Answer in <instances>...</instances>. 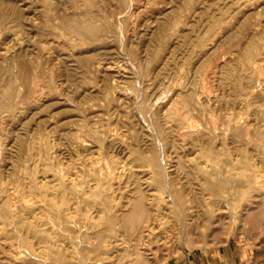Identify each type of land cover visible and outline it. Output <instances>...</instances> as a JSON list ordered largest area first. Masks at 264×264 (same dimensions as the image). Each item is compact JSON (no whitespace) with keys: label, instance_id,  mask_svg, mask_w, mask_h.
<instances>
[{"label":"bare ground","instance_id":"6f19581e","mask_svg":"<svg viewBox=\"0 0 264 264\" xmlns=\"http://www.w3.org/2000/svg\"><path fill=\"white\" fill-rule=\"evenodd\" d=\"M75 1L74 3L70 1L68 2L75 4ZM5 2L6 0H0V45H6L0 50V131L5 130L4 124L6 122L9 121L11 124L16 119L17 122H15L16 125L14 127H12L13 125L11 126L16 134L13 137H11L9 142H7L6 144L3 143V145L4 144L5 145L1 147L0 150L1 159L3 160V157L5 158L3 161L4 162L3 169L0 167L1 169L0 170V264H158V262H155V260L151 261L152 259L151 255H153V244L157 243L158 245H163L168 243L169 239L171 238V236L168 237L169 236L168 233H172V229H175L174 224H172L173 226L172 229L162 228L161 223L163 218L167 219L168 222L169 219L172 217L173 219L174 217L177 218V221L179 223L178 225L180 232L179 235H181L179 239H181L182 242H184V238L187 235L189 236L195 235L198 237L199 232L203 231L201 230L202 227L204 228L217 227V226L224 227V225L227 226L229 224L235 227L240 223L242 226L245 225V227L250 226L252 228H262L263 230L264 228V104L263 103L260 104L258 101L259 99L256 100L257 96H255L253 90L250 91L251 96L253 95L252 98L254 100L253 102L258 103L257 105L258 108H257V112L255 113V117L256 119L261 121V125H256L255 123L256 119L252 121L246 118V121H242L241 119L243 118L238 119L234 113L228 111L224 113L225 119L222 122V124H219L217 120L213 119L214 114H212V112L209 111L208 106H210V103H212L213 101L223 102L222 100H224L225 98L224 93L223 95H218V94L211 95L212 90L207 89L206 90L207 92H205L204 90L205 86H202L200 88H194L191 91V89H187L188 87L186 85L187 88L178 89L180 91L177 90L178 93L176 95H181L183 93L189 94L192 92L189 95L190 100L193 101L195 100L196 105L198 107L193 105L192 101L190 102V100H187L186 102L183 103V106L180 108V110L173 111L172 113L171 112L168 113L167 111V116H165L164 118L161 117L162 115L159 116L157 112L153 110L151 112L150 110V112L152 113L151 123L154 126V128H156L155 130L159 131L158 133L160 134V137L157 140L147 139V141H145L147 147L146 150L148 151V154H145L142 151L140 153L139 150H137L138 151L137 154L134 151H132L136 154L133 155L135 156L134 160L137 162L140 161V164L135 165L133 169L132 167H128L126 165L115 166L114 164L113 166V164L112 165L108 164L105 169L104 167H101L99 163L97 165L96 161L92 159L90 160L85 159L84 161H80L78 163V166L80 165L81 170L77 171L76 176L75 175L72 176V174L69 172V169L65 167L66 166L65 164H67V166L69 164L63 162L64 158H62L63 156L62 154L64 153V151H62L60 148L62 145H66V147L68 148L73 147V150L75 148L78 150V152L81 153H84L85 151H86L85 153H88L89 152L88 150L92 149L91 148L92 146L98 145V147L101 148L102 144H104V142L107 139L112 140V143H114L113 141H116L120 137L118 136V132L115 129L113 130L109 129V131L104 130L103 127L97 126L98 123L97 120L91 121L90 117L86 115L84 116L85 118L84 120H86L85 127H88V131L80 132V129H78L79 131H77V129L76 131H70L69 129L70 132L67 131L63 133L65 135V137L63 136L64 139L60 138L62 136L56 137L57 135L55 136V138H53L54 135L53 137H51L49 135L50 132H48V129L50 127H48V129H44L42 122L37 118H34V115L32 116L31 112L28 111L30 105H34V103H38V102L40 103L45 101L46 94L49 93L48 91L51 90V88L40 82L39 80L40 70L38 68L39 63L33 60L35 54L36 55L39 54L33 52L36 50L35 48L36 46H34L36 45V43H34L35 39L30 38L28 36L30 30V27L28 26V21H30L29 20L30 17L28 16L29 18H27L25 16V12H24L25 9L20 7L21 5L13 4L11 7H8V5L7 7H5L6 5ZM43 2L44 4L50 6L53 11L57 12L59 1L43 0ZM140 2L141 0H121L120 8L122 12H125V16L127 19H132L135 16H136L135 18H137L139 14V12L137 11L141 6V4H139ZM189 2L187 4H189ZM115 5H113V7H115ZM188 8H186V10ZM66 9H70V7H67ZM82 12L84 13V11ZM214 15L215 14H213V17ZM217 16H220V14ZM104 18H108V16ZM55 19H56L55 28L63 29L65 31V35L68 36L67 37L68 41H71V43L75 47L83 44H88L87 42L91 41L94 38V36L98 35L100 29L99 21L97 19L93 20L88 18V15L86 13L79 15V12L77 11L76 12L73 11L72 13L60 12L56 14ZM103 21H101L100 19L102 25H104ZM145 22L146 20L144 21V23ZM165 22L168 23V21ZM40 24L43 23L41 22ZM123 24H125V22ZM105 25H109V24H107L106 22ZM120 27L121 26H119V28ZM170 27H173L172 23ZM123 28L121 27V29ZM15 29L18 30L15 32L14 35L13 34L12 35L15 37L13 38V40H16V42L14 41L12 45H8V43L10 44V42H6L7 36L5 37L4 41L2 38L5 35H7L8 32L11 33V31ZM123 30H121L122 33H124ZM20 31L22 32V35H20L19 33ZM132 32L133 30L131 31V33ZM146 32L148 31L146 30ZM101 35L106 36L103 34ZM172 35L174 36V34ZM256 35L261 37V34H259V32L256 33ZM121 37L124 38L123 35ZM167 37L170 38L172 36H166V38L165 37L163 38L167 40ZM130 39L132 40V38ZM102 41H100V43H102ZM47 43L48 41L41 42L40 40V45L44 49H49V47L47 48ZM163 44L166 45V42L164 43V40H163ZM190 44L192 45V42ZM129 45L131 46V43ZM118 47L121 48V46ZM174 47L176 52V46ZM116 49L114 48L115 51H117ZM133 49L131 50L134 51ZM194 49L192 50V52L194 51ZM97 53L98 52L96 51V54ZM187 53L190 54V52ZM146 54L148 56V53ZM174 56L173 58H175ZM263 56H264L263 38L261 41L259 40L258 37L257 39H251L249 43V47H247L243 56L240 57V62L242 69L248 70L249 76L252 79L253 77H261L264 75V71H263L264 65L262 66L261 63V60L264 59L262 58ZM84 57L85 56L82 55L83 60ZM79 58H81V56ZM173 58L171 59L173 60ZM32 61L35 62L34 66H32L33 63ZM61 61L64 62L62 58ZM106 62L105 63L98 62L95 65V69L98 70L99 72L100 71H105L109 73L112 72L111 73L112 76L113 77L115 76L116 78L114 80L112 79L113 81L111 82V84L109 83L110 85L106 84L107 86L105 87L104 84L102 87L105 88L98 92L96 91L97 93H93L92 90L90 89H84L83 86L80 83H78L77 91H82L83 89L84 95L83 98L81 97L82 95L80 96L82 99L77 104L76 110L81 109L80 105L82 103L86 104V99H91L92 95L94 96V95H98L99 93H104L102 94V96L106 95V97L107 96L110 97V94L119 92L121 90L122 88L121 85H123L124 83L121 84L122 80H119V78H117V75L116 74L114 75L113 72H115L114 70H116L117 73H120L123 64H118L115 61H114L115 63H106ZM125 62L126 61L124 60L123 63ZM75 63H77V61L74 62V64ZM82 64L84 66L86 65L84 64V62ZM224 65L226 66V64ZM64 66H65V72L68 74V79H69L70 72L73 71L74 69L69 67L67 61H65ZM90 66L92 68V65ZM232 66L234 67L236 65L233 64ZM232 66L230 69H232ZM134 67L135 66H133V68ZM219 67L220 66L216 65V69L211 73L215 76L216 79L218 78L216 77V75L221 74V70L226 69V68L224 69L222 68L220 70L218 69ZM61 70L62 68L60 69V71ZM226 70L229 71V69ZM194 71L196 72V70ZM87 73L91 74L90 67L88 65L86 66V71L84 72V75L86 76L85 78H89L86 75ZM76 74L77 73H75V75ZM232 75H234V73ZM143 76H141V78H143ZM226 76L227 78L225 79H228L231 76V74H229V77L227 74ZM134 77H136V75ZM192 77L195 78L196 77L195 74ZM85 78H83V80ZM129 78L131 79V77ZM68 79L66 78V80ZM72 79L73 77L71 78V80ZM103 79L104 78H102V80ZM159 79L161 80V77ZM189 79H190L189 81L192 80L191 78ZM51 81L54 82L53 74H51ZM74 82L76 81L73 80V83ZM104 82H106V80ZM222 82L220 83L223 84L224 82L223 83ZM249 83L250 81H248V84ZM189 85L191 86L192 84H190L189 82ZM59 87L61 88V86ZM174 87L176 88V86ZM67 89L68 90L66 91H69V88ZM143 94L147 95L144 92ZM67 95L68 94H66V96ZM248 96L249 95H247V97ZM77 97H79V95ZM99 97H101V95ZM127 97L128 96H126L125 98L127 99ZM146 99L150 101L149 98ZM146 104L144 105L145 108L147 107ZM169 104L171 103L169 102ZM169 104L166 107V109L169 107ZM176 104L177 103H175L174 106L179 109V106H176ZM46 105H47L46 103H43L42 107L45 108ZM214 105H216V102ZM84 106L85 105H83L82 107L85 108ZM82 110L84 111L85 109ZM141 110L143 111L144 109ZM254 110L256 111V109ZM80 113H82V111ZM204 113L205 115L206 114L210 115L211 120L209 119L205 123H201L200 119H198L197 117L195 118V115H200V114L204 115ZM81 118H83V116ZM142 119L145 120L144 118ZM107 120L105 119L103 121L106 122ZM163 120L165 123L174 122L175 123L174 127L182 129L183 135L191 139L192 142L194 143V148L190 149V151L188 150V152L186 151L185 153L177 152L176 156H173V152H171L172 149L170 151H166L165 148H163L162 146L161 148L160 147L161 144L158 143L159 140H162L166 143L172 142L170 139L171 135L168 136L167 134L169 133L166 132L167 130L165 131L164 128L163 129L161 128ZM31 121H35L34 131L39 134L38 136L34 135L33 132H31L32 130H30L29 128V123ZM81 126L82 125H80V127ZM110 126H113V124ZM144 129L146 128L144 127ZM170 129L173 130L171 127ZM137 131H140V129L139 130L137 129ZM152 131L153 130H151V132ZM142 132L140 131L141 136H142ZM164 132H166L167 134L165 135ZM57 133L58 132H56V134ZM172 136L174 137V135ZM134 137L135 136H133V138ZM139 140L142 141V139ZM229 140H234V144L235 142L238 143V141H240V143L243 144L241 146L236 144L234 145L230 143ZM135 141L137 142V140ZM132 143H133V139H132ZM177 143H181V142H177ZM172 146H174V144H172ZM113 148H115V146ZM70 150L72 151V149ZM84 155L88 156L89 154H84ZM119 156L121 155L119 154ZM240 156H242V158H240ZM7 158L9 159V161H7ZM65 159H67V157ZM242 159L245 162L242 161ZM102 178L104 179L103 182L101 181ZM11 183H13L14 185L11 186ZM129 185H132L131 186L132 189L128 190L127 188ZM119 190H121L120 195H118ZM214 230L216 232L219 231L216 229ZM258 235L259 234L257 233V236ZM197 240L199 239L197 238ZM119 251H121V255L122 253L124 255H126L125 253H127L128 259L120 261V263L114 261L113 262L107 261L114 252L117 253Z\"/></svg>","mask_w":264,"mask_h":264},{"label":"rangeland","instance_id":"374dc122","mask_svg":"<svg viewBox=\"0 0 264 264\" xmlns=\"http://www.w3.org/2000/svg\"><path fill=\"white\" fill-rule=\"evenodd\" d=\"M57 1H59L57 12L53 11L51 9V7L48 6L47 4H44L43 0H25V1L13 0V2H12V0H8V1L6 0V2H5L6 5L5 4L4 5H5V7H7V5H8V7H11L13 4L14 5H21L20 7L25 9V11H24L25 16L27 18L30 17V19H29L30 21H28V26L30 27L28 36L30 38L35 39L34 43H36V45H34V46H36L35 47L36 50L33 52L34 53L36 52L39 54V55L35 54V57L33 60L35 62L39 63L38 68L40 70V77H39L40 82L51 88V90L48 91L49 93L46 94L45 101L40 102V103L39 102L34 103L35 107H34V105H30V107L28 108V111L31 112L32 116L34 115V118H37L38 120H40L42 122L44 129H48V127H50L48 129V132H50L49 135L51 137H53V135H54L53 138H55V136L57 135L56 137L62 136L60 138L64 139L65 135L63 133H65L67 131L68 132L76 131V129H77V131H79L78 129H80V132L81 131L82 132L88 131V127H85L86 120H84L85 119L84 116H86V115L88 117H90L91 121L97 120L98 121L97 126L103 127L104 130L109 131V129L110 130L115 129L118 132V136L120 137L116 141H113L114 143H112V140L107 139L104 142V144H102L101 148H99L98 145L92 146L91 147L92 149L88 150L90 153L88 151H87L88 153H85L86 151L84 153H81V152H78V150L75 148L73 150V147L68 148V147H66V145H62L60 148L65 153V155H64V153L62 154L63 156H65V157L62 156V158H64V160L63 159L62 160H63V162H66L69 164L68 166H67V164H65L66 166L65 165L64 166L69 169V172L72 174V176H74V175L76 176L77 171L81 170L80 165L78 166V163L80 161H84L85 159H88V160L92 159V160L97 162V165L99 163V165L101 167H104L105 169H106V166L108 164H111V165L113 164V166H114V164H115V166L126 165L128 167H132V169L135 165L140 164V161L137 162L134 160L135 156H133V155L137 154V152H138L137 150H139L140 153L142 151L145 154H148V151L146 150L147 147H146L145 141H147V139L148 140H150V139H152V140L156 139L157 140L160 137V134L158 133L159 131H156L155 130L156 128H154V126L151 123V121H152V113H151L152 110L157 112L159 116L162 115L161 116L162 118L167 116V111H168V113H170V112L172 113L173 111L180 110V108L183 106V103L186 102L187 100H190L189 95L192 93L191 91L194 88H200L202 86H205V89H204L205 92H207L206 91L207 89L212 90L211 95H213V94L223 95V93H224L225 98H227V99L224 98V100H222L223 102L213 101L212 103H210V106H208L209 111L212 112V114H214L213 119L217 120V122L219 124H222V122L224 121V119H225L224 113H226L227 111L234 113L238 119L243 118V119H241L242 121H246V118H248L249 120H252V121H254L256 119L255 113L257 112L258 103L253 102L254 101L252 99L253 95L251 96L250 91L253 90L255 96H257L256 100L259 99L258 100L259 103L264 104V75L261 77H253V79H252L249 76V71L242 69L240 57L243 56V54L245 53V50L247 49V47H249V43H250L251 39H257V37H258L260 41L262 40V38L264 41V0H203V1L202 0H188V1L187 0H183V1L182 0H145V1L143 0L144 2L141 0L142 3L141 2L139 3V4H141V6H140L141 9L139 8L137 11V12H139V14H138L137 18H135L136 17L135 16L132 19H127L125 16V12L121 11V8H120L121 0H117V1L116 0H100V1L99 0H76L79 3L76 2L75 0H73V1L72 0H57ZM68 1H70L72 3H74V1H75V4H72ZM188 2H189V4H187ZM42 3H43V5H42ZM145 3L146 4L148 3V4L146 5ZM65 4H66V6H65ZM96 4H98V5H96ZM204 4H206V5H204ZM91 5L92 6L94 5L93 8ZM113 5H115V7H113ZM219 6H221V7H219ZM67 7H70V9H66ZM186 8H188V9L186 10ZM73 11L79 12V15L86 13L88 15V18L93 19V20L97 19L99 21L100 29H99L98 35L94 36V38L91 41L87 42L88 44H83V45L75 47V46H73L71 41H68V39H67L68 36L65 35V31L63 29L55 28V25H56L55 24V22H56L55 18H56L57 13H60V12L61 13H66V12L72 13ZM82 11H84V13ZM91 11H93V12H91ZM121 13L123 16L121 15ZM46 14H48V15H46ZM213 14H215L214 17H213ZM219 14L221 17L217 16ZM107 16H108V18H104ZM45 17H47V18H45ZM218 18L219 19L221 18V19L219 20ZM100 19H101V21H103V20L106 21L107 24H109V25H105L106 22H104V21H103L104 25H102V23L100 22ZM163 19L165 21H168V23L165 22ZM211 19H212V21H211ZM35 20H37V21H35ZM51 20H53V21H51ZM133 20H135V21H133ZM145 20H146V22L144 23ZM40 21L44 25L40 24L41 23ZM123 21L125 22L126 26H125V24H123L124 23ZM153 21H155V22H153ZM119 22L124 26V28ZM170 22L172 23L173 27H170L171 26ZM208 22L210 23V25ZM160 23H161V25H160ZM166 23H167V25H166ZM206 23H208V24H206ZM152 24H153V26H152ZM32 25H33V27H32ZM104 26H105V28H104ZM119 26H121L124 30L121 29V27L119 28ZM35 27H36V29H35ZM168 27H170V28H168ZM254 27H256V28H254ZM101 28H102V30H101ZM129 29H130V32H129ZM151 29H153V30H151ZM162 29L163 30L165 29L164 31L167 30L166 31L167 33L164 32ZM170 29H172V30H170ZM17 30L18 29H15V30H13L14 32L11 31V33L8 32L7 35H5L4 37L1 36V37H3L2 38L3 41H4L5 37L7 36V39L10 38L9 40L6 39V42H10V44L8 43V45H12L14 43V41L16 42V40H13V38H15L13 35L15 34V32ZM121 30H123L124 33H122ZM132 30H133V32L131 33ZM146 30L148 32H146ZM42 31H43V33H42ZM258 32H259V34H261V37L256 35V33H258ZM9 33H10V35H9ZM19 33H20V35H22L21 31ZM34 33H35V35H34ZM46 33H47V35H46ZM154 33H156V34H154ZM199 33H200V35H199ZM101 34L106 35V36H102ZM161 34H163V35H161ZM172 34H174V36ZM122 35L124 38L121 37ZM100 36H101V38H100ZM166 36H172V37H170V38L167 37V40H166L165 39ZM108 37L111 39H109ZM163 37H165V38H163ZM36 38H37V40H36ZM130 38H132V40ZM40 40H41V42L42 41H48L47 48L49 47V49H44L40 45ZM102 40H105V41H102ZM123 40H124V42H123ZM163 40H164V43L166 42V45L163 44ZM191 40H193V41H191ZM233 40H235V41H233ZM247 40H249V41H247ZM100 41H102V43H100ZM191 42H192V45L190 44ZM245 42H247V43H245ZM130 43H131V46L129 45ZM125 45L128 47H126ZM5 46L6 45H0V50H1V48L5 47ZM118 46H121L122 49L119 48ZM174 46H176V52H175ZM194 47H195V49H194ZM114 48L115 49L117 48L116 49L117 51H115ZM129 49H130V51H129ZM131 49H133L134 51H132ZM172 49L174 50V52ZM193 49H194V51L192 52ZM103 50H105V51H103ZM121 50H123V51H121ZM72 51H74V52H72ZM96 51L98 52L97 54H96ZM114 52H116V53H114ZM120 52H121V54H120ZM122 52H124V53H122ZM172 52H173V55H172ZM187 52H190V54ZM131 53H132V55H131ZM146 53H148V56ZM79 54H80L81 58H79L80 57ZM239 54H240V56H239ZM75 55H76V57H75ZM82 55L85 56L84 60L82 58ZM122 55H123V57H122ZM168 55L170 56V58ZM166 56H167V59H166ZM173 56L175 58H173ZM126 57L130 61V63ZM144 57H145V59H144ZM61 58L64 60V62L61 61ZM115 58L117 61L115 60ZM123 58H125V59H123ZM171 58H173V60ZM262 58H264V56ZM146 59H147V61H146ZM108 60H109V62H108ZM124 60L127 63L126 62L123 63ZM184 60H185V62H184ZM262 60H261V63L263 66L264 65V59H262ZM65 61H67L70 68H73L75 70V71L73 70L70 72L69 79H68V74L65 72V66H64ZM76 61H77V63L74 64V62H76ZM87 61H89L90 63ZM114 61L118 64H123L122 70L120 73H117L116 70H114L115 72H113L114 75L115 74L117 75V78H119V80H122L121 84L124 83L123 85H121L122 86L121 90L119 92H115L113 94H110V97L109 96L106 97V95L102 96V94H104V93H99L98 95H94V96L92 95L91 99H86V104L82 103L80 105L81 109L76 110L77 104L83 98V95H84L83 89H82V91H77L78 83H80L84 89L92 90L93 93H97L98 91L103 90L107 85H110L111 82L116 77L112 76V74H111L112 72L111 73L105 72V71L99 72L98 70L95 69V65L98 62L115 63ZM35 62L32 63V66L35 65ZM83 62H84V64H86L85 66L82 64ZM224 64H226V66ZM233 64L236 66L233 67L232 66ZM87 65L90 67V73H91V74H88V73L86 74L89 78H85L86 76L84 75V72L86 71ZM90 65H92L93 69L91 68ZM166 65H168V66H166ZM216 65L220 66L218 68L220 70L222 68L223 69L224 68L229 69V71H227L226 69L221 70V74L216 75V77H218L217 79L219 81L215 78V76L213 74H211L212 71H214L216 69ZM133 66H135V67L133 68ZM231 66H232V69H230ZM61 68H62V70L60 71ZM263 69H264V66H263ZM194 70H196V72ZM197 70H198V72H197ZM225 70H226V72L231 74V76H234V77H231V76L229 77V74L226 73ZM61 73L64 75H62ZM75 73H77L76 74L77 76L75 75ZM79 73L82 74L83 76L80 75ZM144 73H145V75H144ZM225 73L228 75V77H229L228 79H225V78H227ZM233 73H234V75H232ZM51 74H53V76H54V82L51 81ZM56 74H58V75H56ZM146 74H148V75H146ZM194 74L196 76L195 78L192 77ZM135 75H136V77H134ZM167 75H168V77H167ZM141 76H143V78H141ZM248 76H249V78H248ZM72 77H73V79L71 80ZM129 77H131V79ZM160 77H161V80L159 79ZM170 77H172V78H170ZM66 78L68 80H66ZM83 78H85L88 83L85 81V79L83 80ZM102 78H104V79L102 80ZM128 78L131 80V82ZM189 78H191L192 80L189 81L190 80ZM62 79H63V81H62ZM255 79H256V81H255ZM73 80L76 81V82H74L75 84L73 83ZM105 80H106V82H104ZM169 80H171V81H169ZM243 80H244V82H243ZM188 81L190 82V84H192L191 85L192 87L189 85ZM248 81H250L249 84H248ZM162 82H163V84H162ZM220 82H222L223 84H221ZM238 84H239V86H238ZM247 84H248V86H247ZM51 85H52V87H51ZM103 85L105 86L104 88L102 87ZM134 85H135V87H134ZM186 85L188 88L186 87ZM59 86H61V88ZM174 86H176V88L177 87L178 88L176 89ZM241 86H243V87H241ZM65 87H66V89H65ZM67 88H69V91H66V90H68ZM134 88H136V89H134ZM161 88H163V89H161ZM181 88L191 89V91H189L191 93H189V94L183 93L181 95H176L178 93V91H180L178 89H181ZM63 89H64V91H63ZM146 90H147V92H146ZM149 90L151 93L149 92ZM143 92L146 93L147 95L143 94ZM148 92H149V94H148ZM65 93L68 95L66 96ZM77 94L79 95V97H77L78 96ZM133 94H134V96H133ZM100 95H101V97H99ZM247 95H249V96L247 97ZM126 96H128L127 99L125 98ZM48 97H50V98H48ZM103 97L105 100L103 99ZM120 97H121V99H120ZM131 97L133 98V100L134 99L135 100L133 101ZM146 98H149L150 101ZM138 101H141V102H138ZM191 101L193 102L192 103L193 105L197 106L195 100L194 101L190 100V102ZM169 102L171 104H169ZM215 102H216V105H214ZM43 103L47 104L45 106V108L42 107ZM127 103H128V105H127ZM149 103H150V105H149ZM175 103H177L176 106H179V109L174 106ZM39 104L41 107L39 106ZM115 104H116V106H115ZM145 104L147 105V107H146L147 109L144 106ZM158 104H160V105H158ZM168 104H169V107L167 108L168 109L167 110L166 107L168 106ZM83 105H85L84 106L85 108L82 107ZM119 106H122L123 108L119 107ZM74 107H75V110H74ZM114 107H115V109H114ZM171 107H172V110H171ZM120 108H122V109H120ZM134 108H135V110H134ZM34 109L38 113L35 112ZM82 109H85L84 110L85 112ZM141 109H144V110L142 111ZM254 109H256V111ZM103 110H104V112H103ZM150 110H151V112H150ZM81 111H82V113H80ZM124 111L126 112V114ZM96 112H97V114H96ZM99 112H101V113H99ZM123 112H124V114H123ZM140 114H142V115H140ZM81 115L83 116V118H81L82 117ZM136 117H137V119H136ZM141 117L144 118L145 120H143ZM196 117L198 119H200L201 123H205L209 119L211 120L210 115H208V114L205 115V113H204V115H202V114L195 115V118ZM105 119L106 120L108 119L107 120L108 122L103 121ZM125 121H128V122H125ZM137 121H138V123H137ZM145 121L148 123H146ZM15 122H17V119L11 124L9 121L6 122L4 124L5 130L0 131V134H1L0 135V150H1V147H3L7 142H9L11 137H13L16 134L12 128L16 125ZM50 122H51V124H50ZM255 123H256V125H261V121L258 119L255 120ZM112 124L114 127L110 126ZM174 124H175L174 122L173 123L172 122L165 123L163 120L162 127H161L162 129L164 128L165 131L167 130L166 132L169 133V134H167L166 132H164L165 135L166 134L168 136L171 135L170 139L173 143L172 142L166 143L162 140H159L158 143H160L161 144L160 147L162 146L163 148H165L166 151H170L172 149L171 152H173V156H176L177 152L185 153L186 151L188 152V150L190 151V149L194 148V143L192 142L191 139H189L183 135L182 129L174 127ZM80 125H82V126L80 127ZM141 126H142V129H141ZM72 127H75V128H72ZM107 127H110V128H107ZM144 127L146 129H144ZM170 127L173 130H171ZM29 128H30V130H32L31 132H33L34 135H36V136L39 135L37 132L34 131L35 130V121H31L29 123ZM152 128H154V129H152ZM69 129H70V131H69ZM71 129H73V130H71ZM137 129L138 130L140 129L141 132L144 130L142 132V136L140 135L141 134L140 131H137ZM52 130H54L55 132ZM123 130L125 133L123 132ZM151 130H153V131L151 132ZM129 131H131V132H129ZM173 131H175L176 133ZM56 132H58V133L56 134ZM171 132H173V133H171ZM8 133H9V135H8ZM172 135H174V137ZM177 135H178V137H177ZM133 136H135V137L133 138ZM127 137H128V139H127ZM5 138H6V140H5ZM175 138H177L178 140ZM3 139H4V141H3ZM132 139H133V143H132ZM139 139H142V141ZM128 140L129 141L131 140V141L129 142ZM135 140H137V142ZM161 141H162V143H161ZM229 141H230V143L234 144V140H229ZM163 142H164V144H163ZM177 142H181V143H177ZM3 143H5V144L3 145ZM172 144H174V146H172ZM188 144H189V146H188ZM235 144L241 146L243 143H240V141H238V143L235 142ZM117 145L120 147H118ZM167 145H169V146H167ZM110 146H112V147H110ZM114 146H115V148H113ZM106 147H108L109 149ZM127 147H128V149H127ZM116 148H117V150H116ZM70 149H72V151ZM130 150H131V152H130ZM177 150H179V151H177ZM122 151H123V153H122ZM132 151H134L136 154ZM82 154H83V157H82ZM84 154H89V155L87 156ZM119 154L122 157L119 156ZM105 155H106V157H105ZM129 155H131V156H129ZM72 156H74V157H72ZM66 157H67V159H65ZM122 158H123V160H122ZM240 158H242V156H240ZM4 159L5 158L3 157V160H2L1 156H0V163L2 162L0 164V167L2 169L4 167L3 166ZM132 159H133V161H132ZM243 159H242V161H244ZM103 160L105 161V163ZM7 161H9L8 158H7ZM131 164H132V166H131ZM74 172H75V174H74ZM101 181L103 182L104 179L102 178ZM13 185L14 184L11 183V186H13ZM131 186L132 185H129L127 189L128 190L132 189ZM118 192H119L118 195H120L121 190H119ZM172 224H174L175 229H172V227H173ZM178 225H179V223L177 221V218H175V217H174V219H173V217L170 218L169 222L167 221V219L163 218L162 223H161V227L166 228V229L171 228L172 233L173 232L174 233L173 234L168 233L169 234L168 237L171 236V238L169 239V242H168L169 244L168 243L163 244V245H158L157 243L153 244V255H151V257H152L151 261L155 260V262H158V264H228L225 260L223 261V256H224L225 258L229 257L230 262L237 261V263H239V264L240 263H243V264H264V252H263L264 251V228L262 230V228H252L250 226L245 227V225L242 226L240 223L238 225H236L235 227L230 225V224L227 226L224 225V227L223 226H221V227L220 226L210 227V228L202 227L201 230H203V231L199 232L198 237L195 235H192V236L187 235L184 238V242H182V240L179 239V237L181 235H179L180 232H179V226ZM177 227H178V229H177ZM214 229L219 230V231H217L219 233H217ZM202 233H203V235H202ZM212 233H213V235H212ZM214 233H215V235H214ZM257 233L259 234L258 236H257ZM174 236H175V238H174ZM176 236H177V238H176ZM197 238L199 240H197ZM176 240H178V241H176ZM180 240H181V243H180ZM117 253L114 252L113 253L114 255L112 254L107 261L108 262L114 261V262L120 263V261L128 259L127 253H125L126 255H124L123 253L121 255V251H119Z\"/></svg>","mask_w":264,"mask_h":264},{"label":"crops","instance_id":"0c3cea01","mask_svg":"<svg viewBox=\"0 0 264 264\" xmlns=\"http://www.w3.org/2000/svg\"><path fill=\"white\" fill-rule=\"evenodd\" d=\"M264 252V251H263ZM226 261L228 264H239V263H237V261H234V262H230V259H229V257H224L223 256V261ZM218 263V262H217ZM240 264H243V263H240Z\"/></svg>","mask_w":264,"mask_h":264}]
</instances>
